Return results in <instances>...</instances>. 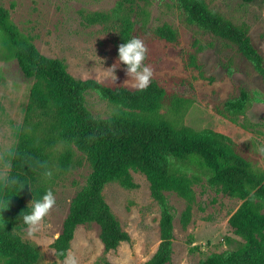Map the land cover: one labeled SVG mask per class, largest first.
I'll return each mask as SVG.
<instances>
[{
	"label": "trees",
	"instance_id": "1",
	"mask_svg": "<svg viewBox=\"0 0 264 264\" xmlns=\"http://www.w3.org/2000/svg\"><path fill=\"white\" fill-rule=\"evenodd\" d=\"M140 0H121L110 12L88 14L89 24H113L120 45L134 36L131 14ZM185 19L234 46L264 80V55L245 24L237 25L210 8L206 0H173ZM245 3L264 0H242ZM143 18L145 17L144 14ZM146 24V23H145ZM143 24L140 29H144ZM154 35L176 41L177 33L164 24ZM0 37L7 60L17 63L23 78L31 82L25 117L3 189L0 207V263L38 264V248L23 240L26 226L21 213L30 201L51 188L45 172L68 173L83 165L91 168L87 184L73 198L60 236L53 244L55 255L70 249L79 226L97 224L105 251L130 241L117 216L104 198L110 182L137 187L132 171L143 174L151 196L160 208V244L144 264H171L174 215L167 194L186 202L181 222L187 227L196 201L194 186L208 184L242 201L229 223L226 239L230 251L212 254L198 264H264V171L241 154L227 136L211 129H194L183 120L190 105L169 93L154 78L143 91L111 81L78 79L66 61L50 58L36 48L13 22L9 10L0 6ZM97 92L115 107L108 118H96L87 107L86 95ZM250 103L247 92L225 106L236 114ZM13 179L19 183L12 185ZM25 185L22 189L21 187ZM52 189V188H51Z\"/></svg>",
	"mask_w": 264,
	"mask_h": 264
},
{
	"label": "rangeland",
	"instance_id": "2",
	"mask_svg": "<svg viewBox=\"0 0 264 264\" xmlns=\"http://www.w3.org/2000/svg\"><path fill=\"white\" fill-rule=\"evenodd\" d=\"M120 1L0 0V6L9 10L13 22L33 39L40 53L65 60L74 77L134 87L125 66L118 65L119 45L113 24L92 25L86 21L88 14L110 12ZM206 2L235 24H245L264 55V1ZM134 7V37L142 39L148 48L145 63L153 68V78L169 93L189 102L184 124L227 136L244 157L264 171V151L260 150L264 148V80L254 66L228 42L187 22L173 0H140ZM143 24L146 27L142 30ZM164 24L176 31V41L154 35V30ZM7 53L0 37V207L31 88L17 63L7 60ZM113 65H117L114 72ZM242 91L248 93L250 103L243 113L229 111L225 104L238 99ZM86 103L96 118H108L115 109L97 92H89ZM76 156L83 165L68 173L52 174L56 204L45 218L42 231L29 237L24 229L23 240L35 245L41 254L38 264H63L53 244L60 236L73 198L86 186L91 173L84 155L77 151ZM132 175L136 188L110 182L103 189L105 200L130 241L106 252L97 224L79 226L70 246L79 264H144L156 253L160 244V208L151 196L146 177L136 171ZM207 178L203 174L202 183L194 186L196 201L187 227L181 222L186 202L175 193L167 194L174 215L171 264H198L212 254L230 251L226 242L233 232L229 220L242 201L210 186Z\"/></svg>",
	"mask_w": 264,
	"mask_h": 264
},
{
	"label": "clouds",
	"instance_id": "3",
	"mask_svg": "<svg viewBox=\"0 0 264 264\" xmlns=\"http://www.w3.org/2000/svg\"><path fill=\"white\" fill-rule=\"evenodd\" d=\"M147 53L148 48L144 41L134 36L118 46V65L123 64L125 66L126 75L134 81L133 86L140 91L149 87L154 76L153 68L145 63ZM115 67L117 65H113V68H111L112 72H114ZM260 150L264 151V148ZM44 175L51 177L52 173L48 171ZM10 183L16 185L19 182L13 179ZM55 204L56 197L51 188L46 189L39 198L34 197L30 201L27 211L21 213L22 222L26 226L29 237H35L42 231L45 218ZM61 255L64 257L63 264H79V258L70 249L62 252Z\"/></svg>",
	"mask_w": 264,
	"mask_h": 264
}]
</instances>
